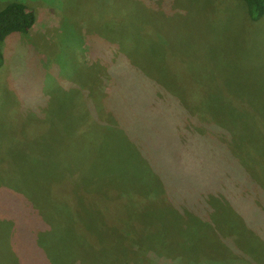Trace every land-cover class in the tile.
<instances>
[{
    "label": "rangeland",
    "instance_id": "1",
    "mask_svg": "<svg viewBox=\"0 0 264 264\" xmlns=\"http://www.w3.org/2000/svg\"><path fill=\"white\" fill-rule=\"evenodd\" d=\"M11 2L27 6L34 17L0 43V172L15 175L33 162L36 150L42 161L47 137L57 146L60 137L74 144V136L92 134L86 123L124 157L133 148L145 149L142 138L152 134L159 145L153 156L171 160L165 183H200L199 189L179 184L174 190L186 218L191 211L203 222L198 233L204 257L189 256L191 229L185 224L191 221L184 222L168 254L140 251L106 221L103 238L73 264H258L259 258L264 264V157L250 146L259 132L245 126V145L255 161L240 152L243 143L235 135L241 133L232 132L243 117L249 126L262 121L264 133V15L252 20L244 0H0V10ZM219 112L233 114V125L222 131L226 137L208 122ZM125 138H139V144L125 145ZM205 173L211 177L207 184ZM3 177L0 183L8 187ZM39 177L51 178L47 171ZM3 189L0 225L10 229L25 205ZM196 190L200 200L192 205L189 195ZM221 214L234 222L232 242ZM47 222L38 228L52 227ZM245 234L248 245L239 243ZM9 242L11 250L13 237ZM63 252L74 255L70 246Z\"/></svg>",
    "mask_w": 264,
    "mask_h": 264
},
{
    "label": "trees",
    "instance_id": "2",
    "mask_svg": "<svg viewBox=\"0 0 264 264\" xmlns=\"http://www.w3.org/2000/svg\"><path fill=\"white\" fill-rule=\"evenodd\" d=\"M244 1L248 6V13L252 20H257L264 15V0ZM33 17L34 12L19 2H11L1 9L0 43L10 34L26 29L23 26L24 21L33 20ZM3 60L4 56L0 49V66ZM241 101H237L240 105L237 111L244 115L246 108ZM226 102L228 103V101ZM233 121L232 113L227 116L220 112L210 120L208 119L209 123L221 130L219 134L223 137L227 135L222 134V131L231 128ZM236 124L232 132L241 133L235 135L236 138H239L238 141L242 140L241 142L244 144L238 142L243 146L240 152H246L250 156V151L245 145V143L249 144V142H245L246 137L249 138V136H246L245 131L246 127H251V130L259 133L253 134L255 135L254 142L252 141L250 146L256 150L259 157H264V133H260L262 121L255 120L249 126L241 117V123L237 122ZM88 127L92 134L85 135L83 138L74 136V144L69 137H60L57 146H55L54 140L50 146L47 137L45 142L48 146H44L41 150L44 154L42 160L44 163L38 158L40 150H36L33 162L26 161L25 164H22L20 171L16 169L15 175L4 174V171L0 172L8 184V187L6 185L3 187L4 184L0 183L6 196L12 198L19 205L24 204V209L27 208L26 212L24 209L16 211L15 222H17L16 224L14 221L9 223L10 229L0 225V264H73L77 254L79 255L81 251L92 246L95 240L103 238L105 234L103 224L106 221L117 226L124 238L134 242L140 251L164 254L175 249V240H180L179 233L184 230L182 225L186 220L191 221L190 225L185 224L191 229V237L186 245L190 252L189 256L195 261L198 256L204 257L200 254V233H198L203 229V222L196 216V213H190L191 211H188L189 214L186 218L183 210L178 206L181 196L174 190L175 186L177 187L179 184L188 189H199L200 183L193 182V186H191L190 181L184 178L176 179V182L170 186L165 183L167 180L162 175L166 174L165 171L170 170L171 160L163 159L164 157L159 156L160 154L158 157L153 156L159 149V145L152 134L146 133L142 138V142L146 143L145 149L142 148V145L141 149L133 148L130 150L131 153L125 152L126 157H124L123 150L100 133L97 126H92L94 127L92 129L91 124L85 123V129ZM208 127L215 128L209 125ZM70 132L73 130L70 129ZM75 134L74 132L73 135ZM117 138L121 143V139L124 137H121L119 133ZM135 139L136 141H128L125 138L124 143H128L125 145L130 147L139 144V138ZM124 143L122 142V144ZM70 154L74 160L70 159L68 162ZM154 165L157 168L160 167L161 171L155 173ZM45 171L51 176L50 181H47L46 177L40 179L39 175ZM207 173L209 172L207 171ZM207 173L203 179L204 184H207L211 179ZM168 178L172 179L173 176L169 175ZM42 189L43 191H41ZM196 192L198 190L191 192L193 197L189 195L192 205L200 200L194 195ZM213 204L216 209L212 213L217 214L219 210L217 205ZM33 207L38 209L37 214L31 211ZM214 216L213 214L212 217ZM220 217L226 220V224L230 226L225 230L228 234L226 235L227 240L232 242L231 238L237 236L234 232L236 230L234 222L231 217L225 214H221ZM47 221L52 227L38 228L37 224L45 225L48 223ZM242 221L246 225L243 219ZM252 232L258 235L253 229ZM185 233L186 230L182 234L183 237H185ZM238 236L239 240L240 235ZM12 237L13 248L10 245V250L8 244H10L9 238ZM249 239L251 238L245 234L239 243L243 242L244 245H248ZM68 246L72 247L74 255L65 257L63 250H66ZM222 246L225 250H229L224 244ZM262 258L261 260H263ZM115 259L119 260V258ZM145 261L147 262V260ZM257 263L262 264L263 262H260L259 258Z\"/></svg>",
    "mask_w": 264,
    "mask_h": 264
},
{
    "label": "crops",
    "instance_id": "3",
    "mask_svg": "<svg viewBox=\"0 0 264 264\" xmlns=\"http://www.w3.org/2000/svg\"><path fill=\"white\" fill-rule=\"evenodd\" d=\"M133 94V93H132ZM126 95V94H125ZM126 96H128V95H126Z\"/></svg>",
    "mask_w": 264,
    "mask_h": 264
}]
</instances>
